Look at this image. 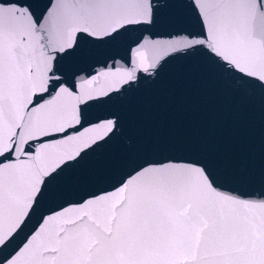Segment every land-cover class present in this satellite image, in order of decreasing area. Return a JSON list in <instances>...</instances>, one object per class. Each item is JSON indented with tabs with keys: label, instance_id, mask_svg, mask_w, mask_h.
<instances>
[{
	"label": "snow or ice",
	"instance_id": "6c2138e0",
	"mask_svg": "<svg viewBox=\"0 0 264 264\" xmlns=\"http://www.w3.org/2000/svg\"><path fill=\"white\" fill-rule=\"evenodd\" d=\"M201 31L170 39L204 50L219 67L264 87V0H192ZM43 22L0 2V246H7L50 186L114 134L116 118L87 119L91 106L155 66L160 45L138 43L137 64L95 74L61 71L77 34L117 40L152 25V0H50ZM82 71V70H81ZM79 77V79H77ZM0 264H264V195L220 190L203 166H141L111 191L41 216Z\"/></svg>",
	"mask_w": 264,
	"mask_h": 264
},
{
	"label": "water",
	"instance_id": "95a60500",
	"mask_svg": "<svg viewBox=\"0 0 264 264\" xmlns=\"http://www.w3.org/2000/svg\"><path fill=\"white\" fill-rule=\"evenodd\" d=\"M0 2L27 6L42 23L50 0ZM152 5V25L130 26L106 43L78 33L74 53L58 61L61 71L83 76L113 63L132 68L138 43L160 45L154 67L147 72L137 68L133 82L117 85L120 90L111 99L88 109L92 122L116 118L114 134L55 180L22 228L0 246V260L14 254L41 216L111 191L141 166L199 165L225 193L245 199L264 195V87L222 70L204 50L165 47L170 39L201 31L192 0H152Z\"/></svg>",
	"mask_w": 264,
	"mask_h": 264
}]
</instances>
